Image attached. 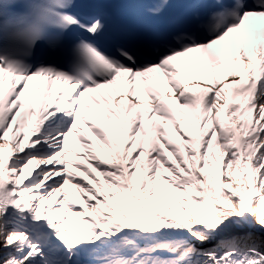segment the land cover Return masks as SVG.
<instances>
[{
	"label": "snow or ice",
	"instance_id": "1",
	"mask_svg": "<svg viewBox=\"0 0 264 264\" xmlns=\"http://www.w3.org/2000/svg\"><path fill=\"white\" fill-rule=\"evenodd\" d=\"M101 4L0 28V264H264V0Z\"/></svg>",
	"mask_w": 264,
	"mask_h": 264
},
{
	"label": "bare ground",
	"instance_id": "2",
	"mask_svg": "<svg viewBox=\"0 0 264 264\" xmlns=\"http://www.w3.org/2000/svg\"><path fill=\"white\" fill-rule=\"evenodd\" d=\"M214 29V28H213Z\"/></svg>",
	"mask_w": 264,
	"mask_h": 264
}]
</instances>
